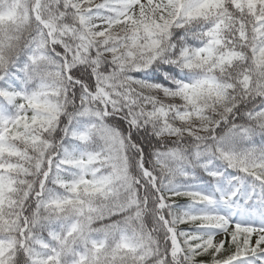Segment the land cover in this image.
<instances>
[{
	"label": "snow or ice",
	"instance_id": "snow-or-ice-1",
	"mask_svg": "<svg viewBox=\"0 0 264 264\" xmlns=\"http://www.w3.org/2000/svg\"><path fill=\"white\" fill-rule=\"evenodd\" d=\"M0 264H264V0H0Z\"/></svg>",
	"mask_w": 264,
	"mask_h": 264
},
{
	"label": "rangeland",
	"instance_id": "rangeland-1",
	"mask_svg": "<svg viewBox=\"0 0 264 264\" xmlns=\"http://www.w3.org/2000/svg\"><path fill=\"white\" fill-rule=\"evenodd\" d=\"M96 2H99V0H96Z\"/></svg>",
	"mask_w": 264,
	"mask_h": 264
}]
</instances>
